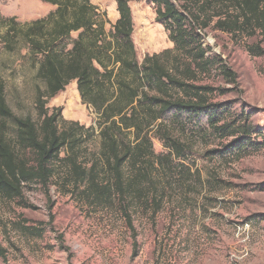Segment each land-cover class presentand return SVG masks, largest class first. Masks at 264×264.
I'll return each instance as SVG.
<instances>
[{
  "label": "rangeland",
  "instance_id": "obj_1",
  "mask_svg": "<svg viewBox=\"0 0 264 264\" xmlns=\"http://www.w3.org/2000/svg\"><path fill=\"white\" fill-rule=\"evenodd\" d=\"M90 2L105 23L107 35L101 42H112L109 32L119 18L117 1ZM125 4L133 19L131 39L138 62L173 47L157 20L155 4L150 0H125ZM207 8L210 15L224 9L222 0H210ZM54 9L41 0H0V16L15 17L21 23L45 18ZM213 23L205 30L203 43L221 55L236 74L237 83H227L216 72L199 75L197 83L227 90L223 94L217 91L215 100L230 102L235 115L242 111L248 114L259 131L251 136L256 145L222 154L228 140L218 138L203 120L199 124L171 118L151 122L148 117L142 124L149 115L139 109L136 119L141 130L131 128L122 139L131 146L143 143L150 154L144 162L127 159L123 172L128 179L145 173L136 189L156 195L160 208L152 214V207L146 209L137 197L130 200L136 256H132V234L117 200L90 202L80 189L72 187L70 179L66 181L68 163L63 161L54 164L55 183L48 190L29 185L20 200L0 196V246L4 249L0 264H264V54L254 56L247 49L261 41L264 50V38L260 33L256 38H232L215 29ZM76 35L71 33L70 38ZM14 48L10 53L0 39V78L6 101L14 115L37 122L34 99L37 86L42 84L34 77L27 49L20 45ZM103 60L108 67L113 66L106 57ZM46 106L60 107L66 122L77 121L92 128L77 156L86 166L96 161L102 176L105 162L98 155V114L82 101L75 81L50 98ZM7 125L13 132L11 122ZM166 137L177 143L179 156L171 154L164 143ZM65 156L63 149L60 157ZM26 227L39 228V234ZM58 234L71 249V262L68 252L58 244Z\"/></svg>",
  "mask_w": 264,
  "mask_h": 264
},
{
  "label": "trees",
  "instance_id": "obj_2",
  "mask_svg": "<svg viewBox=\"0 0 264 264\" xmlns=\"http://www.w3.org/2000/svg\"><path fill=\"white\" fill-rule=\"evenodd\" d=\"M41 1L55 6L45 18L21 23L15 17L0 16L4 47L10 53L16 50L14 46L25 47L34 77L42 84L36 88L34 107L38 121L34 122L13 114L0 78V196L20 200L29 185L48 190L55 183L54 164L65 161L69 171L66 181L70 179L72 187L80 189L90 202L109 204L117 200L132 234L134 257L137 240L129 212L130 200L137 197L146 209L152 207V214L157 213L160 204L156 195L136 189L145 173L129 179L124 176L127 159L144 162L150 154L143 143L131 146L123 141L124 132L131 128L141 130L136 119L141 109L149 115L142 124L147 123L148 117L151 122L171 118L199 124L203 120L218 138L228 140L220 150L222 154L245 151L256 145L251 136L258 130L250 123L248 114L242 111L235 115L230 102L215 100L217 91L223 94L227 90L198 84L197 79L199 75L216 72L227 83L233 86L237 83L236 74L221 55L204 45V32L214 20L213 27L232 38H256L258 33L264 38V0H222L224 9L212 15L207 10L210 0H150L157 7V20L173 44V55L169 56L171 49H166L144 56L141 62L134 56L133 19L125 0H116L119 18L110 28L112 42H101L107 35L105 23L90 0ZM173 1L180 4L177 6ZM74 32L76 37L70 38ZM247 49L254 56L264 54L261 41ZM104 57L116 69L105 65ZM71 81H75L82 101L98 114L101 143L98 155L105 162L102 176L96 161L86 166L77 156L92 128L77 121L66 122L60 107L46 106ZM9 122L13 132L8 131ZM169 139L166 137L165 145L171 154L179 156L180 148ZM63 149L66 156L61 158ZM25 229L39 234L37 227ZM56 239L71 262L73 254L64 245L63 235L58 234ZM0 257H4L1 246Z\"/></svg>",
  "mask_w": 264,
  "mask_h": 264
}]
</instances>
